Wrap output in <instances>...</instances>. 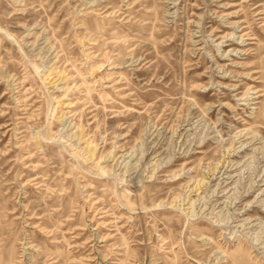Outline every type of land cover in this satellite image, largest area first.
<instances>
[{
    "label": "rangeland",
    "instance_id": "obj_1",
    "mask_svg": "<svg viewBox=\"0 0 264 264\" xmlns=\"http://www.w3.org/2000/svg\"><path fill=\"white\" fill-rule=\"evenodd\" d=\"M0 264H264V0H0Z\"/></svg>",
    "mask_w": 264,
    "mask_h": 264
}]
</instances>
